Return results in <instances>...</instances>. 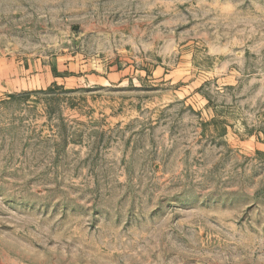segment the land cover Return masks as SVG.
I'll return each instance as SVG.
<instances>
[{
  "label": "rangeland",
  "instance_id": "1",
  "mask_svg": "<svg viewBox=\"0 0 264 264\" xmlns=\"http://www.w3.org/2000/svg\"><path fill=\"white\" fill-rule=\"evenodd\" d=\"M0 61V264H264V0H0Z\"/></svg>",
  "mask_w": 264,
  "mask_h": 264
},
{
  "label": "crops",
  "instance_id": "2",
  "mask_svg": "<svg viewBox=\"0 0 264 264\" xmlns=\"http://www.w3.org/2000/svg\"><path fill=\"white\" fill-rule=\"evenodd\" d=\"M0 61V92H14L15 91V69L8 64ZM46 73V69L44 68ZM21 82V81H20Z\"/></svg>",
  "mask_w": 264,
  "mask_h": 264
}]
</instances>
